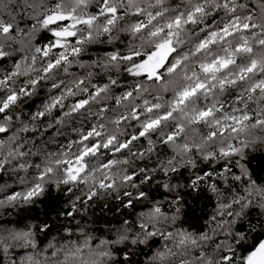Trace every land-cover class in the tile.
Masks as SVG:
<instances>
[{"label":"snow or ice","instance_id":"1","mask_svg":"<svg viewBox=\"0 0 264 264\" xmlns=\"http://www.w3.org/2000/svg\"><path fill=\"white\" fill-rule=\"evenodd\" d=\"M257 152L264 0H0V209L66 197L0 264H264Z\"/></svg>","mask_w":264,"mask_h":264},{"label":"trees","instance_id":"2","mask_svg":"<svg viewBox=\"0 0 264 264\" xmlns=\"http://www.w3.org/2000/svg\"><path fill=\"white\" fill-rule=\"evenodd\" d=\"M74 136L71 133V129L65 136L58 138L59 143H66V137L70 138ZM51 149L54 151L56 145H50ZM256 159L253 160V167H259L264 160L260 152L254 153ZM20 175H24L23 172ZM30 178V174H29ZM7 183L9 185V190L20 191L23 189V185L19 182V177L11 172L0 173V184ZM66 199L65 193L62 191H57L54 187H49L45 195L37 200L34 206H29L26 209L9 208L7 210L0 209V225H6L8 227H23L24 224L29 219L43 220L55 215V210L57 208L63 207V202ZM186 205L183 210V226L201 228L203 225V220L207 218L210 214V210L213 206V201H210L208 194L201 192L199 195L196 193L185 192ZM116 202L109 199V207L113 210L115 209ZM96 213H100V205H97L95 209ZM47 214V215H46ZM91 214V210H90ZM109 218H111V213H109ZM43 239V237H41Z\"/></svg>","mask_w":264,"mask_h":264}]
</instances>
